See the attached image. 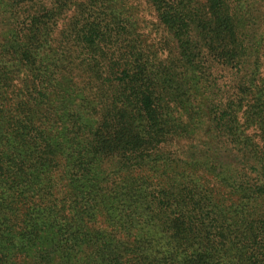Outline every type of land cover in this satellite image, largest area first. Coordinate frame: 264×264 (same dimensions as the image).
I'll use <instances>...</instances> for the list:
<instances>
[{"label":"trees","instance_id":"1","mask_svg":"<svg viewBox=\"0 0 264 264\" xmlns=\"http://www.w3.org/2000/svg\"><path fill=\"white\" fill-rule=\"evenodd\" d=\"M0 264H264V0H0Z\"/></svg>","mask_w":264,"mask_h":264}]
</instances>
